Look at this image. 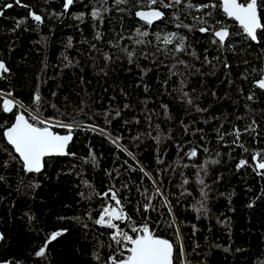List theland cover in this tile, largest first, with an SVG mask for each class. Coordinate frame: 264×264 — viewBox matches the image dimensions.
Listing matches in <instances>:
<instances>
[{"label":"trees","instance_id":"obj_1","mask_svg":"<svg viewBox=\"0 0 264 264\" xmlns=\"http://www.w3.org/2000/svg\"><path fill=\"white\" fill-rule=\"evenodd\" d=\"M212 2L217 8L211 18L205 17L210 8H188L189 3ZM64 3L21 0L28 5L23 7L15 0H0V60L10 69L0 79V94L10 92L32 110L39 88L42 118L71 114L81 125L69 149L74 155L47 159L41 174L25 172L0 128V262L108 264L112 230L94 220L103 205L114 202L95 194L89 198V193L115 186L127 201L125 210L138 223L147 218L157 235L171 240L174 255L183 245V257L174 264H264V176L251 166L237 168L241 159L253 164L252 155L264 150V92L255 86L264 78V35L259 31L260 42L251 41L222 12L219 0H183L162 8L164 19L150 27L135 16L137 0L120 5L114 0H74L71 10L58 17L54 13L64 12ZM7 4L13 7L5 8ZM30 11L44 23L37 26ZM92 11L100 12L102 23ZM195 17L216 27V21L227 25L231 36L226 45L213 43L211 32L201 33L203 25ZM261 18L264 22V12ZM138 27L149 31L144 39L151 43L136 45L128 39ZM170 32L186 37V51L175 52L174 45L165 47L153 35ZM117 41L119 47H114ZM124 47L136 51L132 64L121 51ZM105 53L111 60H105ZM3 99L0 95V124L7 127L15 110L3 112ZM249 125L255 131L245 132ZM235 128L248 152L232 143ZM219 134H224L222 140ZM193 147L198 155L189 158ZM205 161L202 171L198 166ZM152 180L164 197L154 195ZM147 196L153 197L156 210L145 213ZM165 197L171 211L164 206ZM57 231L62 234L48 244L45 255L36 256Z\"/></svg>","mask_w":264,"mask_h":264},{"label":"snow or ice","instance_id":"obj_2","mask_svg":"<svg viewBox=\"0 0 264 264\" xmlns=\"http://www.w3.org/2000/svg\"><path fill=\"white\" fill-rule=\"evenodd\" d=\"M17 5H21V0H15ZM74 0H65L64 3V12L54 13L55 15L62 16L67 10L72 6ZM116 5L120 4H128L129 0H114ZM183 3V0H169L168 3H165L164 0H137V4L140 6V10L135 12V16L138 17L143 23L147 26L153 25L154 22L160 21L164 19V12L161 10L162 8H171L174 5H180ZM159 5V7H156ZM23 7H28V5H21ZM5 8L13 7L12 4H7L4 6ZM220 7L222 12L229 18L237 21L242 28L243 32L246 34L251 41H255L257 43L260 42L258 38V31L264 35V22H262L261 13L264 12V0H220ZM147 8L148 10H144ZM188 8L195 9L199 12H204L205 9H212L213 11H208L205 13V17L211 18L213 16L214 10L217 8V4L212 3H204L193 5L191 3L188 4ZM119 11H125V9L120 8ZM4 12L0 11V16H3ZM91 16L96 19H101V15L99 11H92ZM29 17L39 26L44 23V18L37 14L36 12L30 11ZM77 19H82V15L76 17ZM176 19L179 20V15L176 16ZM197 21L200 22L201 27H199V31L201 33H209L214 36L213 43H219L223 46L224 42L227 41L230 37L229 28L227 25L223 24L222 21H216L217 25L220 27H216V25H210L208 23V19L202 17H195ZM26 19L20 20L16 27L19 28L21 24L26 23ZM101 19V23H102ZM177 28L179 27H189L187 25L177 24ZM191 30V28H189ZM156 40L158 42H162L165 47L168 45H174L175 52H184L186 37L178 34L177 32H170L163 37H161L160 33H153ZM149 36V31H141V28L135 29L134 37H129L132 42L136 45H141L145 43H151V41H147L144 38ZM97 39H101L100 33L96 34ZM114 47H119V41L113 44ZM68 47H71V38H69ZM95 47V46H93ZM124 53L127 54L129 64L134 62V57H136L135 49L129 50L127 47L121 49ZM193 56L196 55L195 51L191 53ZM105 60H111V56L107 53L104 54ZM67 59V57L65 58ZM179 63L183 64L184 61H179ZM71 62H69V66ZM173 68L176 66L173 65ZM10 72L9 67L3 60H0V79H5L6 74ZM176 74V73H173ZM255 86L261 90H264V78L255 82ZM182 91V89H181ZM183 95L188 97V93L184 92ZM5 97H11L12 94L5 93ZM253 97L250 95L248 99H252ZM42 102V97L37 88L34 98L33 104L35 108L29 110L23 104V102L17 101L13 98H4L2 101V110L5 113H12L15 110V119L11 123V125L4 127L3 124H0V128H4L3 136L7 143L12 146V149L19 156V160L23 165V168L26 173H40L45 166V158L50 156H68L74 155V153H70L68 149L69 143L73 140V132L77 128L81 127L79 121L75 120L71 114L60 113L57 116L42 118V114L40 113L39 107ZM188 104H192L193 101L191 98L187 100ZM51 107L55 108V105H51ZM128 107V105H125ZM165 111L167 112V105H162ZM83 108L80 109L82 111ZM197 111H204L203 109L197 108ZM25 112H28V115H25ZM119 112L116 113V116H119ZM63 117V118H61ZM139 121H137L138 123ZM7 123V122H5ZM110 123V121H109ZM253 125H255V121H253ZM87 128L92 130H96L94 125H87ZM64 129L66 130V134H60L58 131L54 129ZM187 130V129H186ZM255 131L251 125L245 128V132L247 131ZM100 131H103L102 129ZM235 136V140L232 141L234 145H238L243 149L244 152H248L249 149L246 148L242 143H239L241 131L239 128H235L231 133ZM220 139H223L224 134H219ZM116 143V141H113ZM119 147V145H118ZM127 151V149H123ZM207 151V148L204 149ZM131 156V153H128ZM198 155L196 147L190 149L187 153L189 158H195ZM92 161L95 162V155L92 154ZM134 158V157H133ZM253 164H249L247 159H241L237 165V168H243L245 166L253 167V170L257 172V175L264 176V150L256 151L251 157ZM211 163H217V161L213 160ZM208 161H205L204 165L198 166L202 171H204L207 167ZM187 167V165H185ZM135 170V169H133ZM140 170L144 172V169L141 167ZM145 176H148L149 179L151 175L147 172H144ZM3 179V177H0ZM152 183L155 187L154 195H158L164 197V192L157 185L156 180H152ZM184 183H188L187 180ZM199 183L204 185V180L199 179ZM84 184L88 187L91 185L88 184L87 181H84ZM38 186V185H37ZM203 191V190H202ZM120 190L116 189L115 186L109 188L104 193H95L90 192L89 198L95 194L97 196H101L102 198H107L113 203H107L103 205L99 211L98 217L95 218L94 223L106 229L112 230L110 234V241L108 247L112 249V254H110L108 258V264H174L175 261L181 260L183 257V245L179 246V253L174 255L176 251V246L174 243L166 238H163L156 234L155 229L150 226L147 218L141 220V222H137L133 217L125 210V204L127 203L126 199L120 197ZM203 195L207 196V193H203ZM81 196H84V193H81ZM152 196H147V203L143 205V211L147 213L149 210L155 211V206L151 203ZM164 206L169 208L171 211V206L167 201V198H164ZM203 207V204H202ZM137 212L140 211L138 207ZM200 211V209H197ZM206 211V209H205ZM89 219H92L91 213H89ZM175 224V221L172 222ZM124 227H121V225ZM171 226V225H170ZM179 229L177 228V233ZM62 234L61 231H57L51 234L50 238L46 240L45 244L40 248L39 251L36 252V256L42 257L45 255L47 246L52 241L56 240ZM3 237L0 236V239ZM10 264V262H9Z\"/></svg>","mask_w":264,"mask_h":264},{"label":"water","instance_id":"obj_3","mask_svg":"<svg viewBox=\"0 0 264 264\" xmlns=\"http://www.w3.org/2000/svg\"><path fill=\"white\" fill-rule=\"evenodd\" d=\"M220 1V0H219ZM71 7L72 6H70V8L67 10V12L66 13H68L70 10H71ZM164 17H165V14H164ZM137 18V20H139L140 22H142L143 23V21H141L138 17H136ZM229 20H233V21H235L234 19H231V18H229V17H227ZM162 20H160V21H156V22H154L153 23V25H155V24H157V23H159V22H161ZM236 23H237V25L240 27V25H239V23L237 22V21H235ZM153 25H151V26H153ZM241 28V27H240ZM229 32H230V30H229ZM258 33H259V31H258ZM203 34H206V33H203ZM231 34V33H230ZM231 36V35H230ZM229 39H230V37H229ZM229 39L227 40V41H225L224 42V44L223 45H226V43L229 41ZM254 43H256V44H258L257 42H255V41H253ZM262 91H264V90H262ZM0 95H2L4 98H6L5 96H4V94H0ZM10 98H13V97H10ZM14 99V98H13ZM27 116V115H26ZM73 140H74V135H73ZM73 140L69 143V145H68V151H69V149H70V146L72 145V143H73ZM7 142V141H6ZM9 145V144H8ZM11 148H12V146L11 145H9ZM16 154V153H15ZM17 156H18V154H16ZM19 157V156H18ZM66 157H68V156H50V157H46L45 158V161L47 160V159H52V158H66ZM44 169H45V166H44ZM44 169L40 172V173H38V174H41L43 171H44ZM34 174H37V173H34ZM0 236H2L3 237V235H2V233L0 232ZM3 239V238H2ZM2 239H0V244H1V241H2ZM0 264H9V263H7V262H0Z\"/></svg>","mask_w":264,"mask_h":264},{"label":"bare ground","instance_id":"obj_4","mask_svg":"<svg viewBox=\"0 0 264 264\" xmlns=\"http://www.w3.org/2000/svg\"><path fill=\"white\" fill-rule=\"evenodd\" d=\"M6 98H10V97H6Z\"/></svg>","mask_w":264,"mask_h":264},{"label":"built area","instance_id":"obj_5","mask_svg":"<svg viewBox=\"0 0 264 264\" xmlns=\"http://www.w3.org/2000/svg\"><path fill=\"white\" fill-rule=\"evenodd\" d=\"M121 227H123V226H121Z\"/></svg>","mask_w":264,"mask_h":264},{"label":"flooded vegetation","instance_id":"obj_6","mask_svg":"<svg viewBox=\"0 0 264 264\" xmlns=\"http://www.w3.org/2000/svg\"><path fill=\"white\" fill-rule=\"evenodd\" d=\"M264 92V91H263Z\"/></svg>","mask_w":264,"mask_h":264}]
</instances>
